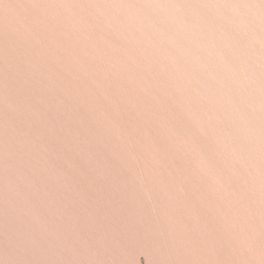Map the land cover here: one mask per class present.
Returning <instances> with one entry per match:
<instances>
[{
    "label": "rangeland",
    "instance_id": "obj_1",
    "mask_svg": "<svg viewBox=\"0 0 264 264\" xmlns=\"http://www.w3.org/2000/svg\"><path fill=\"white\" fill-rule=\"evenodd\" d=\"M0 264H264V0H0Z\"/></svg>",
    "mask_w": 264,
    "mask_h": 264
}]
</instances>
